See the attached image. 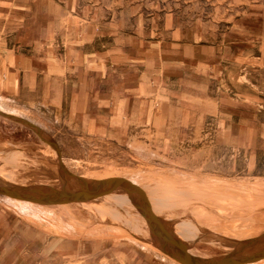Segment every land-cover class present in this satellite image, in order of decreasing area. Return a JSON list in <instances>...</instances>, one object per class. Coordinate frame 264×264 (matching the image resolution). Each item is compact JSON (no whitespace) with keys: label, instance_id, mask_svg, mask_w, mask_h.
Returning a JSON list of instances; mask_svg holds the SVG:
<instances>
[{"label":"rangeland","instance_id":"374dc122","mask_svg":"<svg viewBox=\"0 0 264 264\" xmlns=\"http://www.w3.org/2000/svg\"><path fill=\"white\" fill-rule=\"evenodd\" d=\"M123 3L130 15L138 6L201 43L223 38L218 108L199 110L198 135L179 141L173 158L136 165L121 163L106 142L76 137L70 110L46 111L40 124L0 107L11 115L0 114V185L60 189L61 165L88 179L124 176L146 191L171 230L182 225L191 253L231 254L264 234V0H112ZM15 117L39 127L58 150ZM111 199L40 205L0 195V264H182L119 222L131 219L129 199ZM111 205L122 218L97 209Z\"/></svg>","mask_w":264,"mask_h":264},{"label":"crops","instance_id":"0c3cea01","mask_svg":"<svg viewBox=\"0 0 264 264\" xmlns=\"http://www.w3.org/2000/svg\"><path fill=\"white\" fill-rule=\"evenodd\" d=\"M131 9L0 0V107L40 124L46 111L70 110L74 135L106 142L123 164L173 158L179 141L198 135L199 110L219 106L225 43Z\"/></svg>","mask_w":264,"mask_h":264},{"label":"water","instance_id":"95a60500","mask_svg":"<svg viewBox=\"0 0 264 264\" xmlns=\"http://www.w3.org/2000/svg\"><path fill=\"white\" fill-rule=\"evenodd\" d=\"M0 114L11 116L2 111ZM15 118L31 126L44 142L58 150L57 144L48 140L39 127L28 120ZM61 175L63 186L60 189L48 185H0V195L40 205H58L88 202L117 191H127L146 216L150 230L158 240L159 248L178 262L182 264H250L264 260V234L238 243L231 254L219 257L199 256L191 253L188 246L174 235L166 222L155 214L146 191L129 178L112 176L105 179H88L72 173L63 165H61Z\"/></svg>","mask_w":264,"mask_h":264},{"label":"bare ground","instance_id":"6f19581e","mask_svg":"<svg viewBox=\"0 0 264 264\" xmlns=\"http://www.w3.org/2000/svg\"><path fill=\"white\" fill-rule=\"evenodd\" d=\"M85 177L86 178H92V177H87V176H85ZM110 197H112L111 202L116 201L117 198L129 199L130 208H131V219H128L126 222H121V221H119V222L130 226L132 228V230H134L136 233H139V234L146 236L148 239H150L151 241H153L157 245H159L158 240L154 237V234H152V232L150 230V226H149V223H148L146 216L144 214L142 215V213H140V210L136 208V206L133 203L132 196H130V194H128L125 191H123V192L117 191V192L105 195L103 197H100L96 200L104 199V198H110ZM90 202H92V200L88 202V206H89ZM97 209L101 212V214L103 213L105 215H109L112 218L115 216L118 218H122V215H120L121 212H119L114 206L109 207V208L98 207ZM160 218L163 219V217H160ZM172 231L178 239L184 238L186 236L184 228L182 227V225L180 223L177 224ZM189 249H191V248H189Z\"/></svg>","mask_w":264,"mask_h":264}]
</instances>
